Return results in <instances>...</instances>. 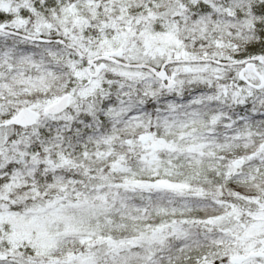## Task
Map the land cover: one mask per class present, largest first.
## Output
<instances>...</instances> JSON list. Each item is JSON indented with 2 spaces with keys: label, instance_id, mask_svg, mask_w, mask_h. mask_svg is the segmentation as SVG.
I'll return each mask as SVG.
<instances>
[{
  "label": "snow or ice",
  "instance_id": "obj_1",
  "mask_svg": "<svg viewBox=\"0 0 264 264\" xmlns=\"http://www.w3.org/2000/svg\"><path fill=\"white\" fill-rule=\"evenodd\" d=\"M0 264H264V0H0Z\"/></svg>",
  "mask_w": 264,
  "mask_h": 264
}]
</instances>
